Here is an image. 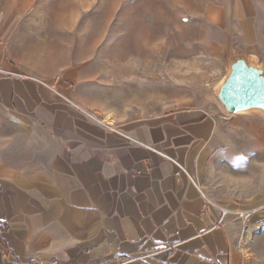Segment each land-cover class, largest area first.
Instances as JSON below:
<instances>
[{"label":"crops","instance_id":"0c3cea01","mask_svg":"<svg viewBox=\"0 0 264 264\" xmlns=\"http://www.w3.org/2000/svg\"><path fill=\"white\" fill-rule=\"evenodd\" d=\"M42 6L0 0V264H261L264 114L93 121L108 107L92 78L55 81Z\"/></svg>","mask_w":264,"mask_h":264},{"label":"rangeland","instance_id":"374dc122","mask_svg":"<svg viewBox=\"0 0 264 264\" xmlns=\"http://www.w3.org/2000/svg\"><path fill=\"white\" fill-rule=\"evenodd\" d=\"M37 1L45 36L54 35L59 54L49 64L60 68L55 81L67 67L72 90L92 78L108 107L106 115L91 112L93 121L167 109L215 111L234 61L244 58L264 71V0Z\"/></svg>","mask_w":264,"mask_h":264},{"label":"water","instance_id":"95a60500","mask_svg":"<svg viewBox=\"0 0 264 264\" xmlns=\"http://www.w3.org/2000/svg\"><path fill=\"white\" fill-rule=\"evenodd\" d=\"M219 98L230 113L264 114V71L239 58L219 88Z\"/></svg>","mask_w":264,"mask_h":264},{"label":"built area","instance_id":"2783aa9c","mask_svg":"<svg viewBox=\"0 0 264 264\" xmlns=\"http://www.w3.org/2000/svg\"><path fill=\"white\" fill-rule=\"evenodd\" d=\"M254 213L255 210L247 211L238 208H222L220 222L225 221L230 217L232 220H241L246 223L251 219Z\"/></svg>","mask_w":264,"mask_h":264}]
</instances>
